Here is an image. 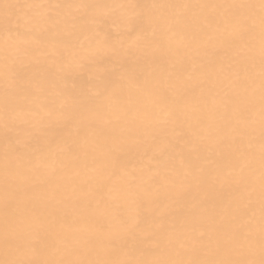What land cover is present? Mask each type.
<instances>
[{
  "label": "bare ground",
  "instance_id": "1",
  "mask_svg": "<svg viewBox=\"0 0 264 264\" xmlns=\"http://www.w3.org/2000/svg\"><path fill=\"white\" fill-rule=\"evenodd\" d=\"M0 264H264V0H0Z\"/></svg>",
  "mask_w": 264,
  "mask_h": 264
}]
</instances>
